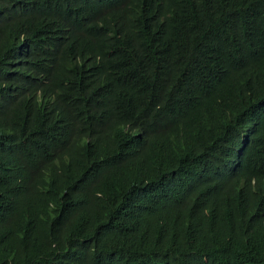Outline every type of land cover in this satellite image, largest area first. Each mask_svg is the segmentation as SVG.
Segmentation results:
<instances>
[{
	"label": "trees",
	"instance_id": "trees-1",
	"mask_svg": "<svg viewBox=\"0 0 264 264\" xmlns=\"http://www.w3.org/2000/svg\"><path fill=\"white\" fill-rule=\"evenodd\" d=\"M0 264H264V0H0Z\"/></svg>",
	"mask_w": 264,
	"mask_h": 264
},
{
	"label": "clouds",
	"instance_id": "clouds-1",
	"mask_svg": "<svg viewBox=\"0 0 264 264\" xmlns=\"http://www.w3.org/2000/svg\"><path fill=\"white\" fill-rule=\"evenodd\" d=\"M235 177H236V176H235ZM235 177L232 178L231 181H230L228 184L224 185V188H226V189H231V190L234 189L235 187H232V186H231V183H232V181L235 179ZM239 189H240V188H236V191L239 190Z\"/></svg>",
	"mask_w": 264,
	"mask_h": 264
}]
</instances>
